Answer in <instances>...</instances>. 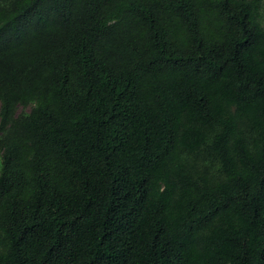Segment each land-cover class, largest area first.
<instances>
[{
	"label": "trees",
	"instance_id": "trees-1",
	"mask_svg": "<svg viewBox=\"0 0 264 264\" xmlns=\"http://www.w3.org/2000/svg\"><path fill=\"white\" fill-rule=\"evenodd\" d=\"M0 264H264V0H0Z\"/></svg>",
	"mask_w": 264,
	"mask_h": 264
}]
</instances>
